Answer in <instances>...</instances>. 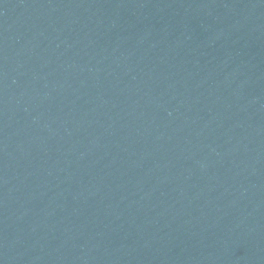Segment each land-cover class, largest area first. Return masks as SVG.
Returning a JSON list of instances; mask_svg holds the SVG:
<instances>
[{"label":"water","instance_id":"water-1","mask_svg":"<svg viewBox=\"0 0 264 264\" xmlns=\"http://www.w3.org/2000/svg\"><path fill=\"white\" fill-rule=\"evenodd\" d=\"M0 264H264V0H0Z\"/></svg>","mask_w":264,"mask_h":264}]
</instances>
